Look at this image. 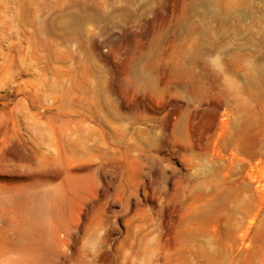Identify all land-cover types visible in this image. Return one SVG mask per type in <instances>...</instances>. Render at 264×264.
Segmentation results:
<instances>
[{"label":"rangeland","instance_id":"1","mask_svg":"<svg viewBox=\"0 0 264 264\" xmlns=\"http://www.w3.org/2000/svg\"><path fill=\"white\" fill-rule=\"evenodd\" d=\"M0 264H264V0H0Z\"/></svg>","mask_w":264,"mask_h":264}]
</instances>
